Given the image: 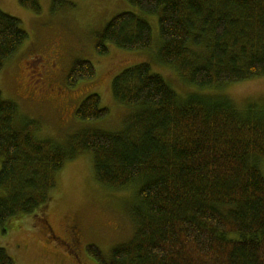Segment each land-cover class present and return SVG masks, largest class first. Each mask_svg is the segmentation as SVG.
I'll use <instances>...</instances> for the list:
<instances>
[{
    "label": "trees",
    "instance_id": "obj_1",
    "mask_svg": "<svg viewBox=\"0 0 264 264\" xmlns=\"http://www.w3.org/2000/svg\"><path fill=\"white\" fill-rule=\"evenodd\" d=\"M125 1L157 16L159 61L195 89L264 77V0ZM20 3L40 12L39 0ZM26 38L19 20L0 11V71ZM151 43L149 23L124 11L97 34L95 52L105 56L109 45L146 50ZM95 75L91 62L77 60L66 85ZM111 92L118 103L137 108L123 130H83L66 147L37 139L32 123L17 124L16 105L0 93V225L44 210L56 173L90 152L95 180L137 186L139 202L129 242L108 259L87 246L96 264H264V110L202 93L180 97L147 63L122 70ZM108 113L99 95L90 94L73 114L87 122ZM0 264H14L2 248Z\"/></svg>",
    "mask_w": 264,
    "mask_h": 264
},
{
    "label": "rangeland",
    "instance_id": "obj_2",
    "mask_svg": "<svg viewBox=\"0 0 264 264\" xmlns=\"http://www.w3.org/2000/svg\"><path fill=\"white\" fill-rule=\"evenodd\" d=\"M39 0L40 12L20 0H0V11L19 20L27 38L0 71V93L16 105L17 124L32 123L34 136L66 147L76 133L89 130L117 133L136 107L114 100L112 80L125 68L147 63L180 97L194 93L224 98L238 108L254 105L264 110V77L197 90L158 59L161 46L157 16L145 15L125 0ZM133 11L151 26L152 43L146 50L127 51L108 46L95 52V40L116 14ZM203 54L202 48L195 49ZM77 60L91 62L93 79L75 87L66 76ZM63 75V76H62ZM98 94L108 115L99 121H80L74 111L82 100ZM1 166V165H0ZM264 175V160L260 161ZM137 186L111 188L94 177L90 152L67 160L55 175L50 201L29 215L0 225V248L14 264H96L87 246H96L105 259L114 247L129 242L135 232L133 210L139 205ZM5 191L0 189V198ZM78 239L72 244V233Z\"/></svg>",
    "mask_w": 264,
    "mask_h": 264
},
{
    "label": "flooded vegetation",
    "instance_id": "obj_3",
    "mask_svg": "<svg viewBox=\"0 0 264 264\" xmlns=\"http://www.w3.org/2000/svg\"><path fill=\"white\" fill-rule=\"evenodd\" d=\"M63 76V75H62ZM78 239L76 238V231H74L72 233V244L75 245L77 242Z\"/></svg>",
    "mask_w": 264,
    "mask_h": 264
}]
</instances>
